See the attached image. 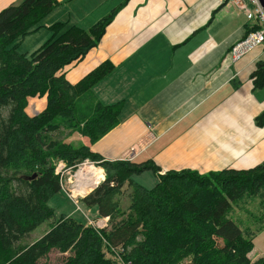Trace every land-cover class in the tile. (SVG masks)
Listing matches in <instances>:
<instances>
[{
    "label": "trees",
    "instance_id": "16d2710c",
    "mask_svg": "<svg viewBox=\"0 0 264 264\" xmlns=\"http://www.w3.org/2000/svg\"><path fill=\"white\" fill-rule=\"evenodd\" d=\"M127 2L89 29L55 23L51 38L31 55L18 51L21 40L39 30L60 3L23 0L0 12V264H39L54 250L67 254L62 264H184L188 258L185 264H264V256L249 258L264 230V163L207 175L169 171L147 189L134 177L156 175L152 162L107 161L87 145L65 141L69 131L94 144L118 125L117 106L86 99L84 108L78 105L113 72L112 63L74 85L60 72L99 45ZM258 26L252 23L246 35ZM252 79L256 89L264 86V64ZM44 97L45 110L30 116V100ZM256 124L264 125V112ZM85 160L98 163L106 179L80 204L108 218L106 226L63 215L41 239L25 244L55 216L48 201L61 192L57 162L75 168ZM236 213L243 217L233 221Z\"/></svg>",
    "mask_w": 264,
    "mask_h": 264
},
{
    "label": "crops",
    "instance_id": "0c3cea01",
    "mask_svg": "<svg viewBox=\"0 0 264 264\" xmlns=\"http://www.w3.org/2000/svg\"><path fill=\"white\" fill-rule=\"evenodd\" d=\"M22 1L0 0V12ZM57 1L42 21L46 27L60 22L89 29L125 2ZM251 25L226 0H128L99 45L60 72L74 85L102 63L114 65L88 98L117 106L118 125L94 144L81 135L72 144L87 145L107 161H150L159 169L157 180L169 171L207 175L264 163V125L256 124L264 86L256 89L252 79L264 64V46L231 58ZM46 105L45 97L34 98L27 113Z\"/></svg>",
    "mask_w": 264,
    "mask_h": 264
},
{
    "label": "rangeland",
    "instance_id": "374dc122",
    "mask_svg": "<svg viewBox=\"0 0 264 264\" xmlns=\"http://www.w3.org/2000/svg\"><path fill=\"white\" fill-rule=\"evenodd\" d=\"M52 25H54V24H52ZM51 26L46 27V26H44V24L40 23V29L39 30L35 31L34 33L26 36L25 38H23L21 40V44H20L18 51L22 54H27V55H31L34 52H36L41 46H43L51 38L52 33L49 30V28ZM244 56H246V55H244ZM88 97L89 96H86L84 99H80L78 101L79 108H84L85 107L84 103H86V101L87 102L90 101L89 102L90 104H94V102L92 100H90ZM85 99H86V101H85ZM40 102H41V104H43L44 101H40ZM33 104H35V103H33ZM37 108H39V107H37ZM28 112H29V109H28ZM32 116H34V115H32ZM68 133H69V131L66 133L67 134V136L65 137L66 142H69L71 140L70 143H74V142H78L81 140V137L79 136L78 133H76V132L69 133V136H68ZM58 163L59 162H57V164ZM57 164H56V167H57ZM86 169H90V168L86 167L85 170ZM90 170H92V169H90ZM76 171H77V169L72 171L71 174L68 175L66 179H64V180H67L69 182L70 185L69 184L66 185V187L69 189H72L71 184L73 183V181H75V177H73V176H75ZM69 179H71V180L69 181ZM134 180L147 189H151L155 185V183L157 182V179L152 172H146L141 176H135ZM79 199H78V204H73V202L70 201L63 192H59V193L51 196L49 201H48V206L54 210V213H55L54 218L50 221H46L45 223L40 225L37 229H35L30 234V236L27 239H25L24 243L29 245V244L35 243L36 241L41 239L51 229L52 224H54L56 221H58L61 218V216H63V215L72 216L73 218L85 223L86 225H88L87 219H90L93 221L92 222L93 226L98 227L97 225L99 224V226H100L99 228H104L108 221H106L104 219H99V217H96L97 216L96 209L95 208L92 210L87 209L86 206L83 205L82 203L79 204V201H80ZM122 207L123 208L128 207V203L124 199L122 201ZM254 213H255L254 215H258L257 212H254ZM240 216L243 217L242 213L241 214L236 213L235 215H232L230 218L233 221H237ZM97 218L100 221H98ZM249 225L252 227H256L259 224H256L255 222H251V223H249ZM253 242H254V251L251 255V259H252V260L250 259L251 261H255L254 258L256 257L255 256L256 254L260 255L263 253V256H264V230H262L261 232H259L257 234V236L255 237ZM119 256L122 257L121 254ZM66 257H67V254H61L60 252L54 250L47 257L42 259L39 264H62L65 261ZM190 260L191 259L188 258V259L184 260L182 263H184V264L188 263V262H190Z\"/></svg>",
    "mask_w": 264,
    "mask_h": 264
},
{
    "label": "built area",
    "instance_id": "2783aa9c",
    "mask_svg": "<svg viewBox=\"0 0 264 264\" xmlns=\"http://www.w3.org/2000/svg\"><path fill=\"white\" fill-rule=\"evenodd\" d=\"M229 1L232 5L236 6L240 10L243 11L246 18L250 22H258L261 26V29L258 31H254L249 33L243 40L238 42L231 51V58L233 61H237L244 57V55L248 54L252 50L256 49L259 46H264V9L261 6L259 0H226ZM90 168L93 171H102L101 175L104 176L102 180L94 181V185L91 188H88L87 185H78V174L85 170V168ZM77 171L75 173V181L71 184L72 189H69L66 187L69 182L67 180H64L67 178L68 175L71 174L73 168H69L63 161L59 162L57 164L55 173L59 176L60 184L62 190L67 194L69 199L73 201L74 204H78L79 198H84L87 196L90 192L95 190L99 185H101L105 179L106 174L104 169L100 167V165L96 162H91L89 160L84 161L83 163L79 164L76 167ZM71 179H69L70 181ZM70 185V184H69ZM84 190H90V192L83 193L81 191ZM78 192V196L75 197V193ZM79 197V198H78ZM78 198V199H77ZM104 220H108V218H105ZM89 224H92L91 221H89ZM98 228L100 227L99 224L97 225Z\"/></svg>",
    "mask_w": 264,
    "mask_h": 264
},
{
    "label": "bare ground",
    "instance_id": "6f19581e",
    "mask_svg": "<svg viewBox=\"0 0 264 264\" xmlns=\"http://www.w3.org/2000/svg\"><path fill=\"white\" fill-rule=\"evenodd\" d=\"M259 29H260V27H259ZM32 104H33V102H32ZM101 173H102V171H99V170L93 171V170H90V169H86L83 172H80L78 174V177H77L78 182H79L78 185L79 184L80 185H87L88 188H91L94 185V181L103 179L104 176H102ZM81 192L86 193V192H90V190H84V191H81ZM76 196H78V192L75 193V197Z\"/></svg>",
    "mask_w": 264,
    "mask_h": 264
},
{
    "label": "water",
    "instance_id": "95a60500",
    "mask_svg": "<svg viewBox=\"0 0 264 264\" xmlns=\"http://www.w3.org/2000/svg\"><path fill=\"white\" fill-rule=\"evenodd\" d=\"M259 2H260L261 6H262L263 9H264V0H259Z\"/></svg>",
    "mask_w": 264,
    "mask_h": 264
}]
</instances>
